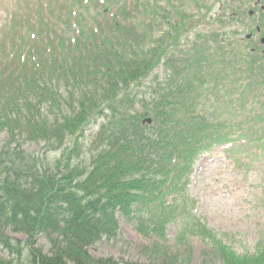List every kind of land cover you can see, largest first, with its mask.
Listing matches in <instances>:
<instances>
[{"label":"trees","instance_id":"trees-1","mask_svg":"<svg viewBox=\"0 0 264 264\" xmlns=\"http://www.w3.org/2000/svg\"><path fill=\"white\" fill-rule=\"evenodd\" d=\"M211 11L207 0H42L24 26L12 17L0 43V264H140L90 248L120 218L160 239L184 233L174 203L201 155L229 146L264 160V56L225 44ZM61 149L52 167L46 154ZM219 247L225 264H264V240L253 255Z\"/></svg>","mask_w":264,"mask_h":264},{"label":"rangeland","instance_id":"rangeland-1","mask_svg":"<svg viewBox=\"0 0 264 264\" xmlns=\"http://www.w3.org/2000/svg\"><path fill=\"white\" fill-rule=\"evenodd\" d=\"M41 1L0 0V43H9L13 38L14 28L9 27L11 16H18L17 22L24 26ZM219 11L217 5L213 14H220ZM245 23L236 21L226 27L238 30L245 38L250 33ZM203 108L214 112L215 103ZM43 145L32 146L30 150L41 151ZM218 148L198 160L185 196L174 203L183 210L178 214L184 233L175 225L160 239L140 233L134 223L121 218L117 236L103 238L91 247L90 253L96 258L114 257L122 263L140 264H225L220 245L236 255H253L264 240V160L254 164L247 160L253 152L242 151L235 154L238 156L229 157L217 153L223 150ZM62 153L63 149L47 152L52 167H57ZM91 156L90 152L83 151L76 162L89 168ZM199 225L210 232L207 241L195 235ZM9 234L14 239L25 240L23 235ZM213 243L218 244L217 250ZM39 245L46 252L50 249L45 240Z\"/></svg>","mask_w":264,"mask_h":264},{"label":"flooded vegetation","instance_id":"flooded-vegetation-1","mask_svg":"<svg viewBox=\"0 0 264 264\" xmlns=\"http://www.w3.org/2000/svg\"><path fill=\"white\" fill-rule=\"evenodd\" d=\"M255 14V12H254ZM264 21H263V18L261 17L259 19V22L257 23V32H258V35L261 36V34L263 33L262 31L264 30ZM263 25V27L261 26ZM262 37V36H261Z\"/></svg>","mask_w":264,"mask_h":264}]
</instances>
